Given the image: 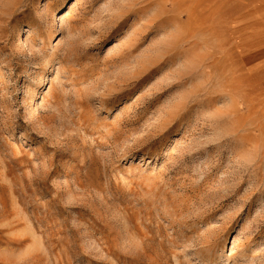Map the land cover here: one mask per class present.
Listing matches in <instances>:
<instances>
[{"label": "rangeland", "instance_id": "374dc122", "mask_svg": "<svg viewBox=\"0 0 264 264\" xmlns=\"http://www.w3.org/2000/svg\"><path fill=\"white\" fill-rule=\"evenodd\" d=\"M0 264H264V0H0Z\"/></svg>", "mask_w": 264, "mask_h": 264}]
</instances>
